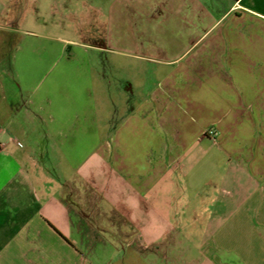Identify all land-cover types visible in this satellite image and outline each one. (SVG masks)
Segmentation results:
<instances>
[{"label": "crops", "instance_id": "obj_1", "mask_svg": "<svg viewBox=\"0 0 264 264\" xmlns=\"http://www.w3.org/2000/svg\"><path fill=\"white\" fill-rule=\"evenodd\" d=\"M39 10L78 34L64 41L74 51L57 58L63 67L98 70L91 100L69 96L64 125L31 111L40 81L11 67L32 44L18 38L25 16ZM1 20L2 79L17 80L3 86L15 99L0 123L35 145L0 155V264H264V0H0ZM155 36L181 51L168 57ZM120 46L142 65L139 86L105 74L100 55ZM66 126L105 128L91 158L72 145L56 153L70 144ZM6 174L5 189L28 192L29 204L2 199ZM50 191L63 194L46 204L58 220L33 208Z\"/></svg>", "mask_w": 264, "mask_h": 264}, {"label": "rangeland", "instance_id": "obj_2", "mask_svg": "<svg viewBox=\"0 0 264 264\" xmlns=\"http://www.w3.org/2000/svg\"><path fill=\"white\" fill-rule=\"evenodd\" d=\"M9 1V0H8ZM2 23V20L0 21V24ZM66 23V18L62 14H51L47 10H39L38 12L30 13L25 16L24 26L21 30V33L18 34V38L23 40V42H29L31 41L32 44L28 47L24 48V52L22 53L21 57L20 54L18 55V63L15 65L14 63L11 64L12 69L14 70L16 67L17 70L22 69L26 75L30 74L29 77L35 76V79H38L40 81V94L37 98H31V103L29 104V108L32 112H35V114L41 113L46 118H52L57 116L64 118V115L66 114V117L73 118V111L67 112V101L71 94H82L85 98L88 100H91L92 97L88 93L87 86H89L90 82L98 84V81L95 79V76L97 75V67L94 66L93 72L91 73V76L88 78V75L86 74L85 66L82 64H79L76 68L74 66L73 70L68 71L66 68L63 67V62L59 59H57L59 56L62 55V52H70L74 51V49L69 48L67 45H64V41L71 40L73 37H78V34L75 33L73 28L69 24ZM75 28V27H74ZM120 30V34L123 32H127L126 30L122 31ZM149 34H156V32L153 30H148ZM144 33H146L144 31ZM156 37V45L163 49V51L170 55L168 57H171L172 55L179 53L178 51H181L179 49L180 46L176 45V43H172L174 45H169V43H166L164 40L159 39L158 36ZM125 41V40H124ZM176 42V41H173ZM194 47H197V44L192 45ZM158 47L148 48L149 54H151L152 57L162 59L160 57V53L158 52ZM131 48L128 47H115L113 50L115 51L113 54L106 53L103 54V56L100 55L99 58L104 60V68H105V74L113 73L115 77L117 78H130L132 79L131 82L135 86H139L140 84V78L142 65L139 63H136L135 60H132L130 58H127L128 51ZM189 49V47L187 48ZM128 52V53H127ZM33 56H38L39 61L33 60ZM104 57V58H102ZM98 58V61H99ZM166 58V57H165ZM9 61L7 57L2 58V62L0 64V107L4 106L11 102V100L15 99L14 95L6 93V90L4 87L7 88L5 81L12 82V79L17 80V77H12L11 74L8 78H5L7 80H3L2 76H6V71L4 70L6 66V62ZM112 61L116 63H111ZM82 63H86V59L82 60ZM97 63V62H95ZM108 64H112L113 67L108 66ZM71 65V64H68ZM72 66V65H71ZM153 69V66H150ZM2 69L5 71L3 72ZM34 78V77H32ZM156 82L155 79L147 80V87L153 86V83ZM85 83V84H84ZM4 86V87H3ZM156 86V85H155ZM25 88L21 86L20 91L18 92L19 97L22 96L24 93ZM43 92V93H41ZM11 95V96H10ZM81 96L80 100L82 103L86 101V99ZM94 99V98H93ZM3 100V101H2ZM64 101V102H63ZM58 102L64 103V108H61L62 106L59 105ZM43 104H46L44 107ZM43 108L45 110L43 111ZM72 109H76V105H71ZM1 110V108H0ZM63 125L67 124L65 121H62ZM59 125V123H55ZM16 129V134L14 136V133L12 132V129ZM65 131H69L71 134L70 136V144L67 143H55L54 147L57 151L56 153H62L66 154L67 150L65 146L72 145V149L76 148L81 152V155L85 157L86 155H89L88 157H92L99 144L105 137L104 127L98 128H87V127H77V126H66L64 127ZM53 130H58V127H53ZM97 131V134L93 137H87L88 131ZM14 136L16 141H21L23 143H20L22 147L17 149V143H10L8 140L10 137ZM35 145L28 140L22 138L21 134V128H17L15 125L11 127L2 126L0 123V155L2 153H6L7 151L11 149H16L22 151L21 153H26V151L30 150L31 146ZM51 145V144H50ZM128 145V144H125ZM108 147L109 152H111L112 149V142H109L106 144V148ZM61 161V168L64 170L67 174V171L69 168H74V166L69 165L72 163L70 160L66 159H60ZM207 165V159L204 160L203 165L200 167L199 170H202V168H205ZM73 170V169H72ZM49 170L44 172V176L47 177H56L55 174H49ZM51 172V171H49ZM73 173V171H72ZM43 176V174H41ZM71 174H68V176ZM66 175V178H69ZM191 176V175H190ZM18 177V176H17ZM74 177V176H72ZM9 176L5 175V183L2 184L3 191L7 192V195L5 192H3L4 197L3 200H9L10 199H18L20 198L21 201H25L26 204H29L32 200L30 194L26 191H11L6 190L5 187L9 185ZM41 178V177H40ZM25 179L27 180V175L25 176ZM7 180V181H6ZM3 181V182H4ZM28 181V180H27ZM14 183L17 182V178L13 181ZM74 184V183H73ZM102 191V189H101ZM15 192H17L15 194ZM20 193V194H19ZM54 191L50 192H40L38 194L37 198L39 199L40 206L38 207L35 205L33 208L35 211H38L40 215L44 216H50L51 218H58L63 216V212L60 208H53L48 207L46 204L48 201L57 202V199H62L63 194L59 193L56 197L53 198ZM34 200H37L35 197Z\"/></svg>", "mask_w": 264, "mask_h": 264}, {"label": "built area", "instance_id": "obj_3", "mask_svg": "<svg viewBox=\"0 0 264 264\" xmlns=\"http://www.w3.org/2000/svg\"><path fill=\"white\" fill-rule=\"evenodd\" d=\"M206 134H207V136H209L211 138H215L216 137V133L213 130H209Z\"/></svg>", "mask_w": 264, "mask_h": 264}]
</instances>
